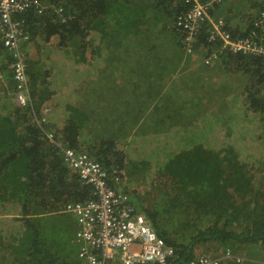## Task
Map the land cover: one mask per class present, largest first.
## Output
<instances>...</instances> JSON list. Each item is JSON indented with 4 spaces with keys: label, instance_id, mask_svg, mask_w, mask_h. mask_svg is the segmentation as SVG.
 <instances>
[{
    "label": "trees",
    "instance_id": "16d2710c",
    "mask_svg": "<svg viewBox=\"0 0 264 264\" xmlns=\"http://www.w3.org/2000/svg\"><path fill=\"white\" fill-rule=\"evenodd\" d=\"M30 1V7L14 17L24 24L28 37L25 46L32 43L40 46L36 60L26 54L30 90L27 106L16 102L18 83L11 68L14 53L0 42V221H6L10 214L19 215L10 220L24 223L23 235L28 243L22 253H26L33 264H69L64 259L52 258L62 251V245L58 246L57 236H51L50 228L40 222L42 216L59 213L67 204L92 199L91 187L69 169L64 149L87 151L111 172L114 168L124 170L125 164L130 163L126 161L128 156L141 155L138 148L148 144V151L161 160L154 170L161 182L154 186V198L145 203L138 199V209L163 243L173 248L174 255L166 264H189L200 252L220 257L228 251L234 257L221 264H264V177L257 182L253 174L255 168H263L259 165L264 162V153H257V159L252 156V150L245 149L264 140V57L223 53L207 64L212 54L219 53L220 44L210 41L205 31L193 36L190 42L184 41L176 21L187 10L184 0ZM258 19L259 16L254 17L244 26L230 30L231 35L235 39L249 37ZM156 21L173 27L166 31L167 40L171 33L177 41L173 60L189 62L190 57L193 63L201 65V71L217 64L234 70L244 79L242 90L238 89L233 95L238 101L242 98L246 101L245 108L235 105L242 115L244 128L230 126L232 134L222 136L219 121L215 120L212 127L204 123L200 134L180 138L174 148L180 135H190V126L162 130L164 121L158 119L154 124L160 134L148 135L143 140L133 137L122 143L114 139L100 142V138H94L92 133L91 137L89 131L84 133L86 115L70 103L66 105L67 119L61 129L51 118V111L43 114L50 107L45 106V102L54 98L51 88H55L56 82L60 87H73L72 79L86 75L85 70L82 72L77 67L82 63L90 66L86 51L90 46L94 48L95 38H99L98 46L91 51L92 56L98 58L99 64L107 63L108 59L115 63L120 55L119 47L154 48L156 45L149 43H159L160 35L154 34ZM228 24L230 26L229 21ZM258 31L264 39V27ZM141 36H146L148 45L138 44ZM52 39H58L54 42L59 45L53 44ZM140 43H144L142 38ZM47 44L54 49L68 48L65 58H54L56 64L49 66ZM60 61L63 68L58 65ZM133 74L135 77L146 75L136 70ZM49 77H53L55 83ZM230 80V77L226 79ZM179 108L186 110L183 104ZM191 116L189 113L187 119ZM103 117L109 122L104 114ZM150 119L144 122V118V126L151 125ZM194 119L196 123L199 116ZM256 123H261L263 129L258 130ZM50 133L54 134V140L48 138ZM179 142L186 144L181 147ZM148 164L152 162L143 160L134 164V172H145ZM114 187L118 191V186ZM51 227L58 228L56 224ZM47 231L49 239L44 237Z\"/></svg>",
    "mask_w": 264,
    "mask_h": 264
},
{
    "label": "built area",
    "instance_id": "2783aa9c",
    "mask_svg": "<svg viewBox=\"0 0 264 264\" xmlns=\"http://www.w3.org/2000/svg\"><path fill=\"white\" fill-rule=\"evenodd\" d=\"M184 1L187 10L177 19V30L184 41L190 42L193 36L205 31L210 41L220 44L219 53L212 54L207 64L225 53L264 57V43L255 32L264 25V9L252 34L235 39L228 22L212 15L224 0ZM30 3V0H0V42L14 53L11 68L18 83L15 97L20 106H27L30 101L27 56L21 49L28 37L23 22L14 17L23 14ZM48 138L54 140V135L48 134ZM64 156L69 169L78 173L82 182L92 189V199L88 202L70 203L63 210L77 217L80 226L77 240L82 245V259L88 264H110L113 261L119 264H166L173 257V248L163 243L146 216L135 207L132 198L115 189L118 172L107 171L88 153L76 149H64ZM131 247L137 250L131 252ZM233 257L230 251L221 257L200 255L189 264H221Z\"/></svg>",
    "mask_w": 264,
    "mask_h": 264
},
{
    "label": "rangeland",
    "instance_id": "374dc122",
    "mask_svg": "<svg viewBox=\"0 0 264 264\" xmlns=\"http://www.w3.org/2000/svg\"><path fill=\"white\" fill-rule=\"evenodd\" d=\"M225 1L226 0L223 1L221 6L224 4ZM225 6L227 9H223V11L218 12L217 10L221 9V7H219L216 10L217 11L216 14L215 15L213 14L216 17L213 16V18H223L227 22L229 21L230 30L232 32V29L237 28V26L239 25L244 26L246 22L254 19V17H257L258 14H260L261 11L264 9V0H229L228 2L225 3ZM252 6H254V10ZM257 8L259 9V13L255 16V14L257 13ZM163 23L165 22L156 21V28H155L156 31L154 32V34L160 35L159 43L158 44L149 43V45H156V46L151 50L148 49L142 50L140 53L141 57L139 60H130L121 69L124 71L143 70L147 73L160 70L164 73L169 84V95L166 98V100H164V105L166 106V109L160 111V118H161L160 122L162 121V119L164 121V123L161 125L160 128L162 130H166L167 128H171V130H181L182 127L187 128L190 126L189 128L190 135L187 133L180 135L175 141L174 148H177V142L180 138L187 136L192 137L195 134H200L201 131L203 130L204 123L207 124L209 127H212L216 124L215 120L219 121L220 122L219 128L222 127L221 129L222 136H224L225 134H232V132L229 131V129H231L230 126H235V128L237 127L244 128L245 126L242 119V115L239 113V111H237V109H235V105L239 104L245 108L246 101L243 98L241 99V101H238L236 96H233L236 95L235 92H237L238 89L242 90V87H244V79L241 76L236 75L234 70L228 69L224 66H220L217 64H215L213 67L210 68H204L203 66L204 70L201 71V65H198L196 62L193 63L190 57L188 58L189 62L186 61L179 62L173 60V55L175 54V51L177 49L176 47L177 41L173 38L171 33L169 36L170 40H167L166 31L172 30L173 27L172 25L170 26L163 25ZM167 27L171 29H167ZM263 27L264 25L260 26L259 28H257V31H255L258 34V39H260L262 43H264V39L260 34V32L258 31V29H263ZM155 35H152V37L155 38L156 37ZM91 36L93 39L95 38L94 35ZM141 38L144 41V43H140ZM141 38H139L138 44H147L146 36H141ZM98 39L99 38H95L92 42L95 41L94 43H97ZM51 42H53V44H55L56 46L59 45V42H54V39H52ZM49 46L51 45L47 44V46H45L48 47L46 49V52L49 55L48 56L49 58L47 57L46 60L49 66H53L57 62L54 58L59 57L64 59L68 51V48L64 47L63 49L57 47L54 49V47H49ZM32 47L33 49L30 50V48ZM39 48H40L39 45L32 43L31 46H27V47L24 44L21 49L25 53V55L29 54L28 57L29 59L36 60L37 58L36 51ZM75 49L76 48L74 47V50ZM59 66L63 68L62 67L63 65H59ZM205 69L207 70L208 73H206ZM106 71H108V68L106 69ZM208 75H211V77H209ZM206 77H208V79ZM228 77L231 78L230 81H226ZM74 81L75 80L72 79L73 85H74ZM51 82L53 83L54 80H52ZM56 84H58V82H56ZM110 93L112 95V98H116L117 94H119L117 91H115L114 93L113 91H111ZM123 94L127 95L126 90L123 92ZM106 102H107L106 95L104 96L100 95L98 97V103L100 105H105ZM49 103L50 100L45 102L46 105H48ZM95 104H96V99L94 100V105ZM181 104L184 105L186 110H181L179 108ZM177 107L178 109H176ZM49 108L52 110L51 107ZM49 108L47 109V111H44L43 114L49 112L50 111ZM89 111H85L86 114L89 115L85 114L86 126L84 129V133L86 131H89L90 134L91 133L93 134L94 138H100V142H107L113 139H117L120 141L123 138V136H125L126 134H129L130 140L133 137H135L136 139L143 140L147 138L148 135L160 134L159 130H157L156 128L157 124H151L142 127L135 126L134 123L137 120V117L134 116L130 110H129L130 113L129 118H126V122L122 123L121 127H119L121 133L117 132L118 127L116 124L114 125L116 133L105 132L103 130H105L106 127L103 126V121L101 117L104 112L97 110L93 111V109ZM79 113L81 112L79 111ZM189 113L192 115L190 120L187 119ZM195 116L197 117L199 116V119H197L196 123L194 119ZM114 117L116 118L117 116L115 115ZM231 122L233 124H231ZM235 123H237V125H234ZM88 125H93V128L87 129ZM255 127L258 130L263 129V125H261V123L260 124L256 123ZM185 144L186 143L179 142V145L181 147H183ZM147 146L138 148L141 152V155H139L138 153H132V157L128 156L126 161L127 162L130 161V163L128 165L125 164L124 170L121 169L118 170V168H114L113 171H111L112 173L113 172L119 173L118 174L119 180L114 181L117 183L118 191L128 194L132 198V202L134 203L137 209L139 208L138 199H140V201L145 203L147 202L146 200L150 199L151 197L154 198L153 195V189L155 188L154 186H156L157 183L161 182V180H157V177L154 173L155 166L157 165L158 162H161V160L159 157L154 158L152 153L148 151ZM245 149H249L248 152L252 150V153H254V155L252 156H255L257 159H259V155H257V153L258 154L264 153V140H258L256 144L247 145ZM141 159L149 163L152 162V164L147 165L145 172H142L140 170L134 172L136 170L134 168V164L136 163L140 164L143 161ZM259 167H263V168H255L253 172L255 181L257 182L261 181L262 179L261 176L264 177V162L260 163ZM260 169L263 170L260 171ZM2 210L8 212V210L5 207H2ZM139 211L142 213L141 210ZM62 213H68V212L62 211L61 214ZM67 217L68 219H70L71 222L73 221L74 226H76L75 223L76 221L73 218L74 216L71 217V215H68ZM64 241H65L64 238L61 239L60 242L58 243V246L60 247L64 243ZM76 241L78 242L77 239ZM136 250H137L136 247L130 248L131 252ZM199 255L213 256L214 253L200 252L198 256ZM222 255L223 254H221V256ZM239 258L241 260L246 259L244 257H239Z\"/></svg>",
    "mask_w": 264,
    "mask_h": 264
},
{
    "label": "crops",
    "instance_id": "0c3cea01",
    "mask_svg": "<svg viewBox=\"0 0 264 264\" xmlns=\"http://www.w3.org/2000/svg\"><path fill=\"white\" fill-rule=\"evenodd\" d=\"M228 1L229 0H226L225 2ZM225 2L221 9L217 10L218 12L227 9ZM252 8L254 10V6H252ZM217 11L213 14L215 15ZM258 13L259 9L257 8L255 16ZM237 27H242V25ZM57 40L58 39H54V41ZM93 45L94 48L90 46L89 50L86 51V57L90 60V66L82 63L77 67L82 72L85 70L84 73L86 75L75 78L73 87L70 85L67 87H60L58 83L54 89L51 88L54 98L50 99L48 106L50 105L53 110L48 108L52 112L50 113L51 118L58 123L56 125L60 126V129L64 126L63 123L65 119H67L65 115L67 103H70L71 106L78 108L81 113L85 114V111L92 109L93 111L97 110L104 112L103 114L109 122H106L102 114L103 126L106 127L103 131L110 133H116L114 128L115 124L118 127L117 132L121 133L119 127H121L122 123L126 122V118H129V110L137 117L134 123L135 126H144V122H146L148 117L151 118V124L161 119L160 111L166 109L164 100H166L169 95V84L164 73L160 70L151 73L139 70L142 74H146L145 77H135L133 74L135 70L124 71L121 69L130 60H139L142 50H151L152 47L122 46L119 47L118 53L120 55L115 63H111L110 59H108L107 63L99 64L98 58L93 57L91 53L92 50H97L98 42ZM32 49L33 47L30 48V50ZM101 54H104V52H101ZM61 63L60 61L58 65H61ZM107 68L108 71H106ZM206 78L208 79V77ZM49 79L50 81L54 80L53 77H49ZM138 83H141V85ZM120 89L126 90L127 95H124ZM111 91H113V93L115 91L119 93L116 98H112ZM100 95H106L107 102L105 105H100L98 103V97ZM95 99L96 104L94 105ZM115 115L117 116L116 118L114 117ZM92 128L93 125L87 126V129ZM54 130L56 129L54 128ZM114 140L122 143L129 140V134L123 136L120 141L117 139ZM8 212H10V210H8ZM18 212L19 210H17V213ZM68 215H71V217L74 216L73 218L76 221V226H74L73 221L71 222L70 219H68ZM42 217L43 218H40V222H42L44 226L50 228L51 236H57V240L59 241L63 238L65 240L62 244V251L57 252L55 257H51L64 259V262H68L69 264H82L83 261L80 257L82 245L76 241L77 232L80 229L77 217L72 213L61 214V212L52 216ZM11 218H19V215L10 214L6 218V221H0V264H33L29 256L26 253H22L24 246L28 243V238L23 235L25 232L24 223L10 220ZM54 224H56L58 228L52 229L51 226ZM44 237L49 239V231L44 234ZM116 263V261L111 262V264ZM47 264L50 263L48 262Z\"/></svg>",
    "mask_w": 264,
    "mask_h": 264
},
{
    "label": "clouds",
    "instance_id": "9594fccd",
    "mask_svg": "<svg viewBox=\"0 0 264 264\" xmlns=\"http://www.w3.org/2000/svg\"><path fill=\"white\" fill-rule=\"evenodd\" d=\"M229 29H230V26H229ZM23 107V106H22ZM51 134V133H50ZM54 135V134H53ZM81 252V251H80Z\"/></svg>",
    "mask_w": 264,
    "mask_h": 264
},
{
    "label": "bare ground",
    "instance_id": "6f19581e",
    "mask_svg": "<svg viewBox=\"0 0 264 264\" xmlns=\"http://www.w3.org/2000/svg\"><path fill=\"white\" fill-rule=\"evenodd\" d=\"M55 142V141H54Z\"/></svg>",
    "mask_w": 264,
    "mask_h": 264
}]
</instances>
